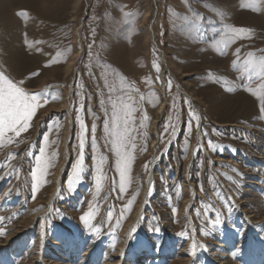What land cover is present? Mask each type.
Masks as SVG:
<instances>
[{"label": "rangeland", "instance_id": "rangeland-1", "mask_svg": "<svg viewBox=\"0 0 264 264\" xmlns=\"http://www.w3.org/2000/svg\"><path fill=\"white\" fill-rule=\"evenodd\" d=\"M261 59L264 0H0L42 97L0 135V264H264Z\"/></svg>", "mask_w": 264, "mask_h": 264}, {"label": "snow or ice", "instance_id": "snow-or-ice-1", "mask_svg": "<svg viewBox=\"0 0 264 264\" xmlns=\"http://www.w3.org/2000/svg\"><path fill=\"white\" fill-rule=\"evenodd\" d=\"M20 15H23L21 13ZM229 33L235 35L238 31L237 29H229ZM253 54L249 53L251 57ZM253 67L259 66L261 76L264 78V59H261L258 62H253L251 60L247 61ZM158 71V68H157ZM264 86V85H262ZM41 94H28L17 84L13 83L11 80L7 79L3 75H0V135H3L5 131L15 132L17 135L29 127L30 118L33 116V113L38 106L39 101L41 100ZM47 101V97H43ZM113 109L117 106L115 103L112 104ZM117 113L113 111V124H115V117ZM79 119V117H78ZM125 126V135L129 131L128 125L130 124V113H128L123 121ZM82 133L84 131V125H81ZM47 139V138H45ZM124 140L122 139V147H124ZM134 147V145H132ZM81 148H83V136L81 138ZM43 152V149H41ZM117 156L120 158L122 167L119 172L121 182H123L125 173L127 171V154L122 151H117ZM82 159V158H81ZM82 172V167H77L74 172V176L78 179ZM34 177L36 173L32 174ZM103 177L101 173L100 177H97V191H100V179ZM121 190H123V183H121ZM35 185L33 186V194L35 195ZM175 212V209H173ZM91 217L85 218L81 217V220L87 225L88 219ZM222 223L221 218L217 215L216 219L211 223V227H218Z\"/></svg>", "mask_w": 264, "mask_h": 264}, {"label": "bare ground", "instance_id": "bare-ground-1", "mask_svg": "<svg viewBox=\"0 0 264 264\" xmlns=\"http://www.w3.org/2000/svg\"><path fill=\"white\" fill-rule=\"evenodd\" d=\"M65 107H66V106H65ZM160 110H161V108H160ZM160 110H159V111H160ZM63 145H64V144H63ZM59 166H60V165H59ZM57 170H58V168H57ZM57 180H58V179H57ZM57 182H58V181H57ZM147 187H148V186H147ZM138 212H139V211H138ZM81 260H82V259H81Z\"/></svg>", "mask_w": 264, "mask_h": 264}]
</instances>
